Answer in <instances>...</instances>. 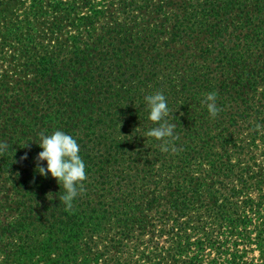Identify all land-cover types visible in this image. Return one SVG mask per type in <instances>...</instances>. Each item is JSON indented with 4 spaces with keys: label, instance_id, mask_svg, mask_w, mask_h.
<instances>
[{
    "label": "trees",
    "instance_id": "16d2710c",
    "mask_svg": "<svg viewBox=\"0 0 264 264\" xmlns=\"http://www.w3.org/2000/svg\"><path fill=\"white\" fill-rule=\"evenodd\" d=\"M98 4L54 3L63 14L55 32L70 20L74 33L58 46L20 37L32 80L0 83V193L10 184L13 194L0 206V264L149 262L155 251L124 245L146 225L170 236L155 264H261L225 235L264 249V0ZM155 92L176 125L174 152L142 136L153 124L145 96ZM57 129L77 139L86 162L70 209L58 198L63 185L35 170V138ZM152 210L162 228L148 221ZM208 249L220 256L206 262Z\"/></svg>",
    "mask_w": 264,
    "mask_h": 264
},
{
    "label": "rangeland",
    "instance_id": "374dc122",
    "mask_svg": "<svg viewBox=\"0 0 264 264\" xmlns=\"http://www.w3.org/2000/svg\"><path fill=\"white\" fill-rule=\"evenodd\" d=\"M59 0H0V83L7 86L17 85L20 81H31V74L25 72L24 69V56L21 51V46L19 44V38H27V35H34L37 38V42H41L50 46H58V43L64 41L70 35L72 31L71 26L68 24L70 20H65L63 23L67 24L66 32L59 35L55 32L54 25L62 18L61 13L56 12L53 9L54 3ZM68 1V0H64ZM98 4L96 7L103 8L107 7L105 0H96ZM100 1V2H99ZM115 1V0H113ZM104 5V6H103ZM82 11V12H81ZM88 9L84 8L80 10L81 14H88ZM69 33V34H67ZM167 51H172L170 48H166ZM6 83V84H5ZM261 160V159H260ZM259 160V161H260ZM203 177V176H202ZM11 185L6 184L0 193V206L2 208H7L12 205V190ZM142 206V205H141ZM143 208H146L143 205ZM9 209V208H8ZM148 214V221H151L153 225L157 228H162V225L158 222V215L155 210L145 211ZM156 228V227H155ZM134 230V237L130 238L129 241H124V245L127 244V249L133 251L134 247H139L140 251L154 252L152 255V261L142 260L141 264H155L158 262V257L154 254L157 253V249L160 251L163 247L170 246L169 235L164 236H154L152 233L153 227L151 225H146V230L142 233V229L137 227ZM172 235V233H169ZM200 236L198 233H193L192 241H196ZM229 241L238 240L241 243L238 247L240 248L243 255L247 252L246 260L250 258H256V262L264 264V249L259 248L256 243L248 244L246 236H230L226 233ZM224 236V237H225ZM230 246L227 245V247ZM193 251V250H192ZM190 254H193V252ZM209 251L213 253L210 255ZM220 250H209L206 251L205 259L206 262H210L213 258L220 256L218 255ZM181 255V254H180ZM224 261L229 259V257L222 255ZM184 256L182 255L183 259ZM221 260V258H220ZM168 263L169 260H167Z\"/></svg>",
    "mask_w": 264,
    "mask_h": 264
},
{
    "label": "clouds",
    "instance_id": "9594fccd",
    "mask_svg": "<svg viewBox=\"0 0 264 264\" xmlns=\"http://www.w3.org/2000/svg\"><path fill=\"white\" fill-rule=\"evenodd\" d=\"M148 120L152 126L142 130L143 137L153 138L159 142L162 152L175 151L172 141L175 138L174 123L169 122L170 109L166 96L162 92H155L145 96ZM211 116H215L219 109L216 103V94L209 93L204 102ZM35 142L42 149L35 157L36 172L47 178L50 174L63 191L58 195L60 203L71 208L73 201L83 191V181L86 179V162L80 155V145L71 134L57 129L49 134L39 133ZM7 144L0 142V151H4ZM27 154L22 159H26ZM46 162V164L44 163ZM61 189V187H60Z\"/></svg>",
    "mask_w": 264,
    "mask_h": 264
}]
</instances>
